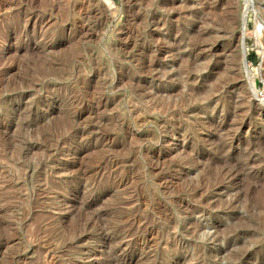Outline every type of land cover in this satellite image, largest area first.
I'll return each instance as SVG.
<instances>
[{"label":"rangeland","instance_id":"374dc122","mask_svg":"<svg viewBox=\"0 0 264 264\" xmlns=\"http://www.w3.org/2000/svg\"><path fill=\"white\" fill-rule=\"evenodd\" d=\"M263 56L264 0H0V264H264Z\"/></svg>","mask_w":264,"mask_h":264},{"label":"bare ground","instance_id":"6f19581e","mask_svg":"<svg viewBox=\"0 0 264 264\" xmlns=\"http://www.w3.org/2000/svg\"><path fill=\"white\" fill-rule=\"evenodd\" d=\"M224 2V1H223ZM213 9V8H212ZM210 10H211V8H210ZM243 19V18H242ZM231 20H229V22H230ZM258 23V22H257ZM256 24V23H255ZM241 27H240V33H239V35H238V44H239V46L241 45V43H240V39H239V37L242 35L243 36V33H244V28H245V20H244V23H241V25H240ZM227 27H230L229 25L227 26ZM255 27H257L256 28V31H257V33H260L261 31V29H260V25H259V23H258V25L257 26H255ZM237 42V41H236ZM242 46V45H241ZM234 47H236V46H234ZM241 49H243V48H241ZM242 51V50H241ZM241 58H242V60L243 59H245V57H244V55H241ZM243 62V61H242ZM149 68V67H148ZM257 71H258V73H256V74H259V76H261V79H262V81L264 82V56H263V60H262V63L260 64V67L259 68H257ZM169 93V92H168ZM248 95V94H247ZM209 96V95H208ZM164 110H165V108H164ZM14 157V156H13ZM216 158V161L214 162V160L209 164V165H207V167H206V170L203 172V174H202V178H206L207 180H209V182H210V184L211 185H214L215 184V182H216V180L219 178V180L220 179H222V173H223V168L225 169V167H228V168H231V166L229 167V163H231V162H229L230 160H229V157L228 156H216L215 157ZM252 161V160H251ZM11 163V162H10ZM234 164V163H233ZM244 165V164H243ZM234 167V166H233ZM236 168H237V166H236ZM241 168V167H240ZM243 168V167H242ZM241 168V169H242ZM21 169V168H20ZM231 169H233V168H231ZM231 169H229V171L231 170ZM238 169V168H237ZM226 170H227V168H226ZM234 170H235V167H234ZM240 170V169H239ZM232 171V170H231ZM238 171V170H237ZM227 172V171H226ZM225 172V173H226ZM241 172V171H240ZM228 173V172H227ZM233 173V172H232ZM234 173H236V172H234ZM238 173V172H237ZM236 173V174H237ZM229 174V173H228ZM224 175V174H223ZM233 175V174H232ZM231 175V176H232ZM206 176V177H205ZM231 176H228V177H231ZM234 176V178H235V176H237V175H233ZM232 176V177H233ZM221 177V178H220ZM225 178V177H224ZM222 181V180H221ZM262 183V182H261ZM25 196V195H24ZM248 199V198H247ZM250 199V198H249ZM215 205V204H214ZM217 205V204H216ZM215 205V206H216ZM247 207H249V208H251V207H258V208H261V210H262V212H263V214L262 215H264V194L263 193H258V194H256L253 198H251V200H248V203L246 204V208ZM255 210V209H254ZM256 217V219H258L259 218V216H255ZM263 218V217H262ZM21 219V218H20ZM262 220H261V218H260V220L258 221L259 223H256V224H253V228H252V231H250V233H249V235H247V237L245 238V239H243L241 242H238V246L239 247H237V249L235 250V252H233V256L236 258V260L238 261V262H240V258H242V257H244V256H246V255H248V254H251V252H250V250H247V248H245V246H243L244 244H249L250 243V245H251V243H252V245H254V246H261L262 244H264V238H262L261 236H259L260 235V232H263L264 231V221H263V223H260ZM232 229H234L235 231H236V229L235 228H232ZM240 229V228H239ZM241 245V246H240ZM254 248V247H253ZM258 248V247H257ZM253 250V249H252ZM232 256V257H233ZM41 258V257H40ZM234 259V258H233ZM34 260H35V258H34ZM233 261V260H232ZM39 264V263H38Z\"/></svg>","mask_w":264,"mask_h":264},{"label":"water","instance_id":"95a60500","mask_svg":"<svg viewBox=\"0 0 264 264\" xmlns=\"http://www.w3.org/2000/svg\"><path fill=\"white\" fill-rule=\"evenodd\" d=\"M242 22L244 23V20L242 19ZM240 43H241V45L243 44V36L241 35L240 37ZM244 61V60H243Z\"/></svg>","mask_w":264,"mask_h":264}]
</instances>
